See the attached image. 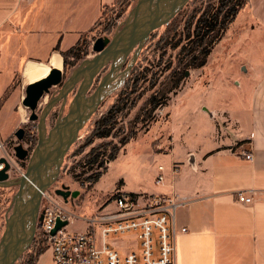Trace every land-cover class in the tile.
Returning a JSON list of instances; mask_svg holds the SVG:
<instances>
[{
  "label": "crops",
  "instance_id": "crops-1",
  "mask_svg": "<svg viewBox=\"0 0 264 264\" xmlns=\"http://www.w3.org/2000/svg\"><path fill=\"white\" fill-rule=\"evenodd\" d=\"M114 2L0 0V100L4 98L0 108V142L5 144L1 156L8 154L7 145L25 120L19 107L27 86L39 81L25 79L27 66L43 64L50 73L56 68L51 65L53 60L59 58L63 70L61 52L90 31L104 9ZM71 30L74 33L68 32ZM234 32L238 34L235 41ZM227 38L235 47L239 44V50L251 44L253 50L263 54L256 63L246 65L244 82L235 101L226 98L221 105L220 99L212 98L211 104L202 102L212 114L207 116L206 140L190 143L184 161L173 159L176 173L172 172L173 167L168 174L165 170L166 180L161 184L165 190L152 193L171 195L182 202L174 221L171 220L177 233L176 264H264V0H249L222 41ZM205 68L199 69L200 77L174 97L191 89L193 93L201 91L196 88L200 80H206L208 86L202 91L215 92L208 77L202 79ZM19 78L21 84L14 86ZM10 100L13 103L9 113L3 115ZM173 151H169L172 157ZM247 153L253 154V160L245 158ZM250 191L256 193L254 204L238 201L237 194ZM63 207L73 213L68 204ZM183 229L187 231L183 233ZM109 243L122 255L141 250L135 235L111 238ZM35 264H53L49 246Z\"/></svg>",
  "mask_w": 264,
  "mask_h": 264
},
{
  "label": "rangeland",
  "instance_id": "rangeland-1",
  "mask_svg": "<svg viewBox=\"0 0 264 264\" xmlns=\"http://www.w3.org/2000/svg\"><path fill=\"white\" fill-rule=\"evenodd\" d=\"M138 1L139 0H119L110 7L104 9L98 21V25L90 31L81 34L77 55L74 57L71 55L63 56L67 64V70H62L64 72L63 82L68 81L67 79L70 78L74 70L85 61H91L98 56V53L93 50L95 42L100 38L112 40L115 34L123 29L129 14L137 6ZM205 3L206 0H191L175 20L172 29H176L177 34H181L186 21L191 20L188 19V17L191 15L198 17V15H200L198 12H201V8L205 7ZM69 15L70 13L67 14V16ZM166 30L167 28L164 26L158 29L155 34L151 35V38L145 43L135 62L134 57L136 50L128 56V61L125 63L127 65L124 64L126 59L123 61L122 66L117 70L110 84V86H113L110 95L105 98L99 110L97 112L95 111L94 115L90 116L89 121H87L84 128L80 130L78 140L71 146L64 158L57 180L47 190V195L52 196L55 201L62 205L65 203L68 204V207L73 210L72 214L91 215L105 207L107 203L110 205L109 207L112 208L113 204H109V202L111 203V200H114L117 195L123 193L149 195L163 192L165 188L156 182V178L159 174L158 168L160 166L164 167L165 170H167L166 174H168L169 168L174 167L173 159H175V161L185 160L190 143H203V141L206 140L205 137L209 132L207 129V116H211L212 114L208 106H203L202 102L205 101L211 104L212 98L217 100L220 99L221 101L219 104L221 105L224 104L226 98L235 101L236 96H238L237 90L244 82L246 65L256 63L259 60V55L263 54L262 51L256 52L253 50L254 48H252L251 44L239 50V44L235 47V45L231 43L230 38L224 39L223 41L221 40L222 42L220 41L215 45L209 57L208 64L203 70L204 75L202 77V79L208 77L207 79L209 82L213 83V86L210 88H215L216 91H209L206 93L202 91L203 89H208V86L205 85L206 80L205 82L204 80H200L196 88L197 90L199 88L202 89L201 91L193 93L191 89L189 92L187 91L177 98L174 97L176 96V92L191 85L198 76L200 77V72L198 70H188L190 75L187 76V73H185L178 90L168 94L170 99L168 100L167 107L159 109L152 114L153 121L150 122L148 120L149 122L146 128L144 127L143 129V123L141 122V117H139L140 110L144 109L145 102L149 96L165 86L167 82L166 77L169 74V71H165L170 66L174 68L178 60L180 48L176 50H161L158 46V42L161 36L166 33ZM68 32L74 33L72 30ZM237 37V32H234L233 41H235ZM179 38L180 36H177V40H179ZM233 47H235V49ZM133 62L134 65L128 75L126 74L127 66ZM108 63L107 69L102 72L104 75H100V78H103L105 74L109 72V65H112L113 62L109 61ZM137 77L142 79V83L145 81L147 86H153V89L146 92L144 95H142L141 90L131 95L129 105L133 104V109L131 112H129L128 109H124L119 114V119L117 120L118 125L113 130L115 137L110 139H97L92 145L85 146L94 131L95 123L116 104L118 99L122 96V92L128 87L127 79L129 78V84H132ZM20 84L21 79H16L15 86ZM84 84H87V79L83 75L73 87L76 90H80ZM58 88L59 86L51 89L49 95L40 102L37 109L39 118L41 115L40 111L43 115L48 105L58 98ZM66 89L67 88H63L60 95H64ZM95 89L88 90L86 96L90 97L91 94H93L91 91L95 93ZM51 93L53 94L52 96L50 95ZM70 101L71 100H69V102ZM12 103L10 100L5 105L6 107H4L3 115L9 113L10 104ZM58 104H55V106L57 107ZM19 108L21 113L25 116V120L19 125L16 132L19 129H23L27 136L33 135L34 139L32 143L23 141L24 148L29 150V157L25 161H19L15 156L14 148L20 143L15 134L13 135V141L8 143V154L3 157L6 158L12 166L10 170L11 180H18L27 172L30 158L39 142V133L36 136V130L34 128L37 122H31V113L23 105ZM85 113H89V111L87 110ZM55 116L56 114L51 121H48V124L51 126L48 125L47 131H50L55 125ZM133 126L139 133L137 137L126 146V151L121 150L118 158L113 163L105 162V166H107L109 170L96 184L91 185L86 182V178L102 169H98L97 166L90 169L89 165L82 167L79 165L81 160L84 159L93 147H98L105 143H109V152L113 151L115 146L119 147L120 140L130 133V127ZM171 150H174V158L169 153ZM76 174H82L78 180L75 178ZM64 186L68 187L72 192L79 191V196L76 198H68V202H65L62 197L56 194V191L62 190ZM18 190L19 186L17 185L0 187V241L6 229V221L12 213V203ZM41 204L42 207L44 204L43 198ZM84 228V224L79 221L71 227L73 231L77 232H83ZM40 247L44 248L45 246H43V243L39 244L38 239L35 237L29 249L25 251L16 264H29L32 257L36 258V253L39 251ZM45 257L46 255L43 257V260Z\"/></svg>",
  "mask_w": 264,
  "mask_h": 264
},
{
  "label": "water",
  "instance_id": "water-1",
  "mask_svg": "<svg viewBox=\"0 0 264 264\" xmlns=\"http://www.w3.org/2000/svg\"><path fill=\"white\" fill-rule=\"evenodd\" d=\"M144 1L146 3L143 6ZM190 1L139 0L137 6L129 14L123 29L117 32L112 40L98 39L93 46V50L98 53V56L91 61H85L74 70L65 83L63 88L72 90L71 88L81 76L84 75L87 79V84L80 88L78 94L72 100L68 113L64 117H60L50 131H47L46 118L61 98L58 97L53 100L44 111L39 124V142L30 158L27 172L20 179L11 180L10 162L4 157L0 158V165L4 166L0 171V187L19 186L12 203V213L6 221V229L0 241V264H16L31 246L39 222L42 221L40 216L42 195L57 180L64 158L71 146L78 140L80 130L84 128L90 116L97 111L99 105L110 95L113 87L110 84L123 61L137 48L134 57L135 62L150 35L169 24ZM123 54L125 57L122 59ZM109 61L113 62L110 72L102 79L96 92L87 97V91L90 90L94 76ZM134 62L127 66L126 74L129 75ZM189 75L190 73L187 72V76ZM63 78L64 72L53 68L48 76L27 86L23 106L31 113V121L38 119L36 111L42 98L48 95L51 89L60 86L63 83ZM102 94L104 95L101 98ZM76 101H79L78 104H76ZM87 110L89 113H85ZM82 114L86 115L84 116V122L80 124ZM24 134L23 129L16 132V137L20 143L14 148V152L19 161H25L29 157V150L23 146ZM71 134V139L67 140ZM47 144H49L48 147L52 151L56 150L57 154L43 158L42 153L44 149L46 150ZM31 182L35 183L37 188H34ZM26 194L28 197L24 198L23 196ZM56 194L62 197L65 202H68V198H76L80 192H72L64 186L62 190H57ZM64 225L66 223L59 222L52 235Z\"/></svg>",
  "mask_w": 264,
  "mask_h": 264
},
{
  "label": "built area",
  "instance_id": "built-area-1",
  "mask_svg": "<svg viewBox=\"0 0 264 264\" xmlns=\"http://www.w3.org/2000/svg\"><path fill=\"white\" fill-rule=\"evenodd\" d=\"M5 144L0 142V153ZM0 158L3 156L0 155ZM249 161L253 154H245ZM4 168L0 165V171ZM157 184L166 180L165 168H158ZM176 173V166L172 168ZM239 202L252 205L256 193L240 192ZM39 228L52 251L53 264H176V209L182 202L171 195L119 194L91 216L79 218L66 210L52 196L43 195ZM76 221L85 224L83 232L71 231ZM66 223L52 235L58 224ZM183 229L182 232H186ZM135 235L140 241V252L122 255L109 243L111 238Z\"/></svg>",
  "mask_w": 264,
  "mask_h": 264
},
{
  "label": "trees",
  "instance_id": "trees-1",
  "mask_svg": "<svg viewBox=\"0 0 264 264\" xmlns=\"http://www.w3.org/2000/svg\"><path fill=\"white\" fill-rule=\"evenodd\" d=\"M118 1L119 0H115L114 3ZM248 3L249 0H206L205 7L201 8V12H198L200 13L198 17L192 15V18L191 16L188 17V19L191 20L186 21L181 34H177L176 29H172L175 20L181 12L174 19H172L169 24L165 25L167 30L158 42L159 48L161 50H176L180 48V51L176 66L174 68L170 66L165 71H169V74L166 77L167 82L165 86L162 89L155 91L153 95L149 96L145 102L144 109H141L139 112V117H141V122L143 123V129L144 127L146 128L149 121H153V117L151 116L152 114L159 109L167 107L168 100L170 99L168 94L178 90L185 73L189 72L188 70L190 69L199 70L207 65L208 59L212 54L215 45L218 44L226 35L239 13L248 6ZM98 23L99 22H97L94 27H96ZM156 32L157 30L152 34H155ZM177 36H180L179 40H177ZM78 49L79 41L67 51L61 52V54L62 56L71 55L74 57L77 55ZM64 66L66 71L67 64L65 61ZM127 80L128 87L122 92V96L118 99L116 104H114L95 123L94 131L85 146L92 145L97 139H110L115 137L113 130L118 125L117 120L119 119V114L124 109H128L129 112L133 109V104L129 105L131 95L139 90H141L142 95H144L146 92L153 89V86H147L145 81L142 83V79L139 77H137L132 84H129V78ZM177 93L178 92L175 94L177 95ZM104 101L99 105V108L102 106ZM3 102L4 98L0 100V108ZM138 133L139 131L136 130L134 126L130 127V133L123 137L119 142V147L115 146V149L111 152H109L108 148L109 143L93 147L84 159L81 160L79 165L82 167L89 165L90 169L97 166L98 169L102 170L97 171L93 175L86 178V182L91 185L96 184L109 170V168L105 166V162L107 161L109 163H113L118 158L120 151H126V146L137 137ZM81 175L76 174L75 178L78 180ZM36 234L37 235L35 237L38 239L39 244L43 243V246L45 247L39 248V251L36 253V258L32 257L29 264H35L40 255L44 253L48 247V241L43 237L39 227Z\"/></svg>",
  "mask_w": 264,
  "mask_h": 264
},
{
  "label": "flooded vegetation",
  "instance_id": "flooded-vegetation-1",
  "mask_svg": "<svg viewBox=\"0 0 264 264\" xmlns=\"http://www.w3.org/2000/svg\"><path fill=\"white\" fill-rule=\"evenodd\" d=\"M127 61H128V59H126V61H125V63H127ZM124 63V64H125ZM109 64V63H108ZM107 64V65H108ZM107 65L106 66H104V67H102L101 69H100V71L94 76V79H93V81H92V84H91V87H90V89L91 90H93V89H95V92H96V90L98 89V87L100 86V84H101V81H102V79L110 72V70H111V64L109 65V72L108 73H106L105 74V76L103 77V78H100V75H104V73H102L105 69H107ZM125 65H127V64H125ZM64 69H65V66H64ZM68 80V79H67ZM67 82V81H66ZM66 82H63L60 86H59V92H58V97L60 96V100L56 103V104H58L57 105V107L54 105L53 106V108L50 110V112H49V114H48V116H47V118H46V127H48V125H50V124H48V121H51L52 120V118L54 117V115L56 114V116H55V124H56V122L58 121V119L60 118V117H64L67 113H68V111H69V108H70V104H71V102H72V100L74 99V97L78 94V91H79V89H75L74 87H72L71 89H73V90H70V89H66L65 90V92H64V95H60V92L62 91V89H63V87H64V85H65V83ZM97 82H98V84H97ZM56 88V87H55ZM75 89V90H74ZM75 93H74V92ZM51 92V91H50ZM91 92H93L94 93V91H91ZM49 95V94H48ZM48 95H46V96H48ZM51 96L53 95L52 93L50 94ZM46 96H44V98L46 97ZM44 98H42V100L44 99ZM41 100V101H42ZM69 100H71L70 102H69ZM40 105V104H39ZM39 107V106H38ZM98 109H99V107H98ZM98 109H97V111H98ZM96 111V112H97ZM36 113H37V111H36ZM40 113H41V115H40V118H39V114L37 113V115H38V119L36 120V122H37V124L34 126V128H35V130H36V136L38 135V133H39V124H40V119H41V117H42V112L40 111ZM53 113H55V114H53ZM94 115V114H93ZM31 122H34V121H31ZM51 126V125H50ZM54 127V126H53ZM52 129V128H51ZM33 139H34V136L33 135H28L27 136V134H26V132H25V134H24V141H26V142H30V143H32L33 142ZM42 205V204H41ZM41 205H40V209H41Z\"/></svg>",
  "mask_w": 264,
  "mask_h": 264
},
{
  "label": "bare ground",
  "instance_id": "bare-ground-1",
  "mask_svg": "<svg viewBox=\"0 0 264 264\" xmlns=\"http://www.w3.org/2000/svg\"><path fill=\"white\" fill-rule=\"evenodd\" d=\"M146 1H144L143 3V6L145 5ZM137 48H135L134 50H136ZM133 50V51H134ZM132 51V52H133ZM125 57V55L123 54L121 56V58L123 59ZM53 65L52 67H56L58 69H61V62H60V59L59 58H55L52 62ZM51 67V66H50ZM48 73H49V67L48 66H45L43 64H29L25 70V79L29 82H35L37 80H40V79H43L45 78L46 76H48ZM104 94H102L101 98L103 97ZM79 101H76V104H78ZM86 114H82L81 118H80V124H82L85 120V116ZM72 137V134L67 138L68 139H71ZM49 144H47L46 146V150L44 149V152L42 153V156L43 158H46L48 155L50 156H55L57 154V151L56 150H51L49 147H48ZM56 151V152H55ZM12 167V166H11ZM34 186V188H37V186L35 185V183L31 182ZM47 192V191H46ZM46 192L43 193L46 194ZM42 195V196H43ZM24 198L28 197L27 194L23 196ZM23 198V199H24ZM25 200V199H24ZM26 204V203H25Z\"/></svg>",
  "mask_w": 264,
  "mask_h": 264
}]
</instances>
